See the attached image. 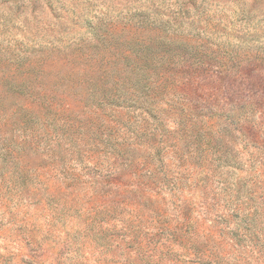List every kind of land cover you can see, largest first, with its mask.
<instances>
[{
	"label": "rangeland",
	"instance_id": "374dc122",
	"mask_svg": "<svg viewBox=\"0 0 264 264\" xmlns=\"http://www.w3.org/2000/svg\"><path fill=\"white\" fill-rule=\"evenodd\" d=\"M0 264H264V0H0Z\"/></svg>",
	"mask_w": 264,
	"mask_h": 264
}]
</instances>
